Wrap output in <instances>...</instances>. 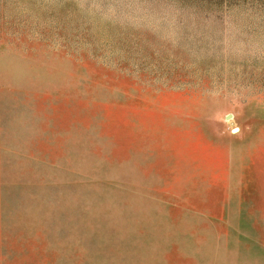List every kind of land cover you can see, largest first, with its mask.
<instances>
[{
	"label": "rangeland",
	"instance_id": "rangeland-1",
	"mask_svg": "<svg viewBox=\"0 0 264 264\" xmlns=\"http://www.w3.org/2000/svg\"><path fill=\"white\" fill-rule=\"evenodd\" d=\"M0 264H264V0H0Z\"/></svg>",
	"mask_w": 264,
	"mask_h": 264
}]
</instances>
